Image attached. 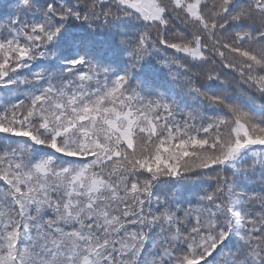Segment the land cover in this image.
I'll return each mask as SVG.
<instances>
[{
    "label": "snow or ice",
    "instance_id": "obj_1",
    "mask_svg": "<svg viewBox=\"0 0 264 264\" xmlns=\"http://www.w3.org/2000/svg\"><path fill=\"white\" fill-rule=\"evenodd\" d=\"M0 264H264V0H0Z\"/></svg>",
    "mask_w": 264,
    "mask_h": 264
}]
</instances>
